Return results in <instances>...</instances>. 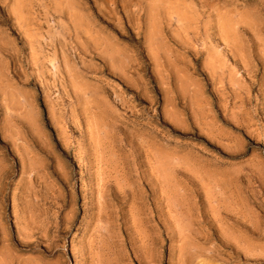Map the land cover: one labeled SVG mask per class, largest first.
<instances>
[{"label": "rangeland", "instance_id": "1", "mask_svg": "<svg viewBox=\"0 0 264 264\" xmlns=\"http://www.w3.org/2000/svg\"><path fill=\"white\" fill-rule=\"evenodd\" d=\"M0 264H264V0H0Z\"/></svg>", "mask_w": 264, "mask_h": 264}]
</instances>
